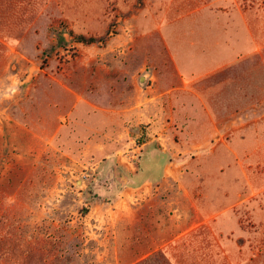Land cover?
<instances>
[{
	"label": "rangeland",
	"instance_id": "1",
	"mask_svg": "<svg viewBox=\"0 0 264 264\" xmlns=\"http://www.w3.org/2000/svg\"><path fill=\"white\" fill-rule=\"evenodd\" d=\"M0 264H264V0H0Z\"/></svg>",
	"mask_w": 264,
	"mask_h": 264
},
{
	"label": "trees",
	"instance_id": "2",
	"mask_svg": "<svg viewBox=\"0 0 264 264\" xmlns=\"http://www.w3.org/2000/svg\"><path fill=\"white\" fill-rule=\"evenodd\" d=\"M75 42L82 43V44H90V43H97L104 39V37H93V36H84L82 34H77L72 37ZM65 42V39L61 34L57 37V44H62Z\"/></svg>",
	"mask_w": 264,
	"mask_h": 264
}]
</instances>
